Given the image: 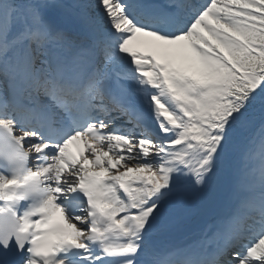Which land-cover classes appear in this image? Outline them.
Listing matches in <instances>:
<instances>
[{
  "label": "snow or ice",
  "instance_id": "snow-or-ice-1",
  "mask_svg": "<svg viewBox=\"0 0 264 264\" xmlns=\"http://www.w3.org/2000/svg\"><path fill=\"white\" fill-rule=\"evenodd\" d=\"M0 264H264V0H0Z\"/></svg>",
  "mask_w": 264,
  "mask_h": 264
}]
</instances>
